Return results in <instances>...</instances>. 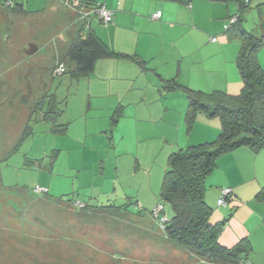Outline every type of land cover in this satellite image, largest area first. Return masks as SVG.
<instances>
[{
  "label": "rangeland",
  "instance_id": "rangeland-1",
  "mask_svg": "<svg viewBox=\"0 0 264 264\" xmlns=\"http://www.w3.org/2000/svg\"><path fill=\"white\" fill-rule=\"evenodd\" d=\"M8 1L0 0V264H206L167 242L150 213L169 156L165 124L141 122L134 135L129 111L115 124L112 112H88L85 77L51 75L70 42V2ZM220 20L207 35L228 37ZM241 24L264 33V0H251ZM257 58L264 68V45ZM239 79L228 93L240 91ZM46 92L61 102L55 121L33 112ZM58 124L66 130L55 131Z\"/></svg>",
  "mask_w": 264,
  "mask_h": 264
},
{
  "label": "crops",
  "instance_id": "crops-1",
  "mask_svg": "<svg viewBox=\"0 0 264 264\" xmlns=\"http://www.w3.org/2000/svg\"><path fill=\"white\" fill-rule=\"evenodd\" d=\"M67 1L75 13L68 15L70 39L83 27L119 54L97 59L92 71L83 76L87 81L88 112H101L99 115L105 117L119 108L115 122L118 123L129 111L134 135L136 131L139 133V123L161 121L165 124L162 130L166 131L161 137L171 143L162 148L168 154L214 139L219 123L204 114H198L190 131L185 129L182 133L184 92L180 88L166 89L164 83L174 80L181 86L205 91L236 90L240 82L235 63L238 44L232 43L229 36L207 35L216 31L215 18H220L224 26L225 19L236 14L229 3L83 0L89 8L101 4L112 12V21L104 24L95 14L83 17L71 0ZM156 11H161L159 18L152 17ZM207 177L204 197L213 209L211 219L223 221L219 242L231 247L247 238L249 262L264 264V200L255 197L264 187V147L253 151L243 146L222 154ZM225 187L231 189L230 199L226 206H221L217 200L220 189Z\"/></svg>",
  "mask_w": 264,
  "mask_h": 264
},
{
  "label": "trees",
  "instance_id": "trees-1",
  "mask_svg": "<svg viewBox=\"0 0 264 264\" xmlns=\"http://www.w3.org/2000/svg\"><path fill=\"white\" fill-rule=\"evenodd\" d=\"M176 1L188 4L191 0ZM213 1L233 2L237 7L233 15L235 21L225 32L240 42L235 63L242 86L238 93H228L222 90L191 89L174 80L165 81L164 88H180L185 94L187 107L184 123L187 131L193 127L198 114L217 117L219 131L211 141L188 145L169 154L159 193L163 206L161 214L166 217L162 230L167 242L185 249L206 264H245L249 262L250 252L247 238L240 239L231 247L219 242L223 221L211 219L213 209L204 197L205 180L222 154L243 146L253 151L264 147V68L257 59V52L264 45V34L256 35L242 27L251 0ZM12 10L22 12L20 7H13ZM118 55L93 32L82 27L58 56L51 75H68L70 79H79L92 71L97 59ZM59 65L63 66V71L54 74V69ZM60 103L54 93L46 92L36 102L33 112L40 115L41 120L55 121L62 112ZM119 115L120 109L117 108L112 114V123L117 121ZM66 127V124L55 125V131H65ZM28 134L29 123L25 125L21 137ZM230 194L225 197L224 206L228 204ZM255 197L264 200V187ZM166 205L170 209V216H167ZM83 206L87 207L86 204ZM109 206L113 209L121 207ZM150 213L154 217L152 211Z\"/></svg>",
  "mask_w": 264,
  "mask_h": 264
},
{
  "label": "built area",
  "instance_id": "built-area-1",
  "mask_svg": "<svg viewBox=\"0 0 264 264\" xmlns=\"http://www.w3.org/2000/svg\"><path fill=\"white\" fill-rule=\"evenodd\" d=\"M71 2L74 4L75 8L78 9V11H81L83 13L82 14L83 17H85L87 14L92 13V14H95V16L104 24L110 23L112 21V12L110 10H108L107 8H105L101 4H97V5H94L93 7L89 8V5H86V3L83 2V0H71ZM8 3H10V2H8ZM87 9H88V11H85ZM160 15H161V11H156L152 14V17L153 18H159ZM234 21H235V16L228 18L227 23L224 24V26H223L224 30L228 29L230 24L233 23ZM215 39H216L215 37H211V40H215ZM62 71H63V66L59 65L57 68L54 69V74H59ZM34 191L38 192V193L47 192V188L35 185ZM229 193H231V189L228 187L220 189L219 198L217 200L218 205H221V206L225 205V197ZM77 203H79V202H77ZM162 210H163V206L161 204L156 205L152 209L153 216L159 220L161 226L163 225V223L166 220V217L161 214ZM245 264H251V263L246 262Z\"/></svg>",
  "mask_w": 264,
  "mask_h": 264
},
{
  "label": "water",
  "instance_id": "water-1",
  "mask_svg": "<svg viewBox=\"0 0 264 264\" xmlns=\"http://www.w3.org/2000/svg\"><path fill=\"white\" fill-rule=\"evenodd\" d=\"M35 50H36V47H35L34 50H31V49H30V51L28 50V52H29V53H32V52H34Z\"/></svg>",
  "mask_w": 264,
  "mask_h": 264
}]
</instances>
